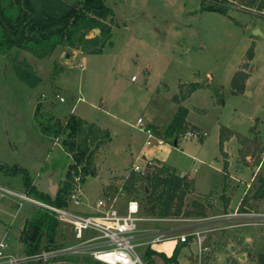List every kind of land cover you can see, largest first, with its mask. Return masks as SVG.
Returning a JSON list of instances; mask_svg holds the SVG:
<instances>
[{"label":"rangeland","instance_id":"374dc122","mask_svg":"<svg viewBox=\"0 0 264 264\" xmlns=\"http://www.w3.org/2000/svg\"><path fill=\"white\" fill-rule=\"evenodd\" d=\"M11 1L5 0L7 6ZM27 1L42 12L77 0ZM225 1L228 14L204 10L206 0H106L110 13L102 22L109 26V34L101 36L102 26L81 29L86 38H98L97 45L92 41L84 50L77 35L74 46L59 45L45 57L19 47L0 53V160L6 159L12 167L25 166L41 189H48L49 176L61 184L73 162L62 145L66 135H45L36 110L44 106L41 120L45 121L51 113L60 119L74 113L111 134L96 155V175L86 178L89 202L102 197V184L103 193H117L131 173L130 161L137 156L151 158L155 166L174 165L179 174L194 177L186 208L199 201L206 215L152 219L141 222V227L170 230L174 235L184 227L202 226L210 229V249L203 254V264H257V254L264 250V199L255 197L264 177V8L258 7L260 0L256 5L248 0ZM10 11L15 13L14 8ZM257 29L261 33L256 34ZM250 46L255 48V57L248 69V90L234 93L231 80L248 60ZM84 54L88 55L86 64H82ZM192 82L202 87L185 97ZM221 98L223 104L218 101ZM181 106L189 109V122L184 131L168 137L167 127ZM140 117L162 143L156 138L148 142V134L138 124ZM221 126L246 139L234 136L224 142L222 150ZM188 131L198 137L186 138ZM5 176L0 173V183L26 193L22 176ZM138 177L134 192L119 193L116 205L124 211L134 196L144 216L158 218L146 214L149 186L139 173ZM17 200L15 209L22 208L23 213L36 209L32 203ZM15 211L10 218L15 213L19 224L25 217ZM244 212L256 216L241 215ZM8 221L0 220V240ZM58 228L62 230L59 239L50 247L76 242L68 226L59 224ZM171 241L157 243L163 249L158 252L168 258L176 254L178 263L144 252L147 246L136 250L144 264H184L194 259L197 245L192 240L186 245L174 241L173 246ZM22 264L103 263L90 254H68Z\"/></svg>","mask_w":264,"mask_h":264},{"label":"trees","instance_id":"16d2710c","mask_svg":"<svg viewBox=\"0 0 264 264\" xmlns=\"http://www.w3.org/2000/svg\"><path fill=\"white\" fill-rule=\"evenodd\" d=\"M203 9L208 11L228 14L225 0H206ZM247 1V0H246ZM258 0H248L250 5H256ZM27 0H12L7 6L5 0H0V53L14 47L25 49L39 57L49 55L59 45L74 46L76 37L80 35L81 47L86 50L92 41L98 44V38H86L87 33H81V29H95L102 26L101 36L109 34L110 28L102 22L107 17L110 9L106 0H77L72 5L53 7L38 12L27 4ZM260 9L264 8V0L258 3ZM14 8L12 13L10 10ZM255 57V48L250 46L246 53L247 61L243 62L231 80L232 91L243 93L250 77L248 71L250 61ZM27 81L26 77H24ZM31 83H34L30 81ZM36 82V81H35ZM192 89L185 97L190 96L202 85L192 82ZM220 104L224 100L218 99ZM43 105H38L36 116L39 120L42 132L48 136L59 137L65 134L62 142L64 149L71 154L73 162L68 165L67 175L62 181L54 198L49 194L39 192L30 179L29 171L21 166L10 167L0 161V172L9 176H22L25 181L27 192L36 198L54 203L59 206L68 204V199L78 183H85L88 176L96 175V155L102 146L111 140V134L96 123L71 113L65 119L54 117L47 121L41 120L45 115ZM189 109L181 106L179 112L167 127V136L172 137L185 129ZM238 135L228 127H220V144L223 150L224 142ZM246 139V138H245ZM227 166V162L225 163ZM141 175V174H139ZM142 176V181L148 183L146 214L169 217L186 215L189 217L205 216L206 210L203 203L196 201L192 208H186V197L194 190V182L186 175H181L176 168L167 164L155 166L149 173ZM78 179V180H77ZM138 173L131 171L124 183V192L133 193L138 182ZM141 187V186H140ZM258 199H264V177L256 191ZM136 199V197L133 196ZM58 221L47 210L39 208L35 216L27 222L22 240L26 246V253L40 251V242L44 235L47 237L49 247L55 242V233ZM150 253H157L168 262L178 263L176 254L168 258L165 254L149 249ZM257 264H264V250L257 254Z\"/></svg>","mask_w":264,"mask_h":264},{"label":"built area","instance_id":"2783aa9c","mask_svg":"<svg viewBox=\"0 0 264 264\" xmlns=\"http://www.w3.org/2000/svg\"><path fill=\"white\" fill-rule=\"evenodd\" d=\"M135 79L136 76L133 77V80ZM59 99L61 102L66 101L64 97H59ZM138 124L140 125V129L148 134V142L156 138L159 143H162V140L155 136L151 128L144 126L142 117L138 119ZM185 137H198V134L193 131H188ZM154 167L155 165L151 158L138 157L132 162L131 171L145 175ZM123 192L124 183L117 193H106L98 200L95 213H83L76 209L83 204L81 183H78L73 189L68 199V204L65 206L56 205L36 198L28 192H18L0 184V197L19 198L22 202H29L38 208L47 210L59 222L70 225L74 230L76 238V242L67 247H48L38 252L27 253L25 255L10 253L8 251V242L2 240L0 241V264L47 261L51 257L68 254H90L95 260L103 264H144L136 248L138 246H151L168 240H174L176 243L184 245L190 243L192 240L197 245V251L194 259L188 260L184 264H203V254L210 249L207 245L210 229H202V226H198V228L197 226L184 227L179 229V232L174 235H171L172 231L165 229H143L141 227V222L143 221L152 219L167 221L172 220V218H150L144 216L141 206L135 198L129 199L126 208L122 211L116 204L119 199V193ZM233 215H238V213L236 212ZM241 215L254 216L255 213L244 212ZM183 220L192 221L191 218H183ZM193 221L201 220L195 219ZM86 232H90L92 235H86Z\"/></svg>","mask_w":264,"mask_h":264},{"label":"crops","instance_id":"0c3cea01","mask_svg":"<svg viewBox=\"0 0 264 264\" xmlns=\"http://www.w3.org/2000/svg\"><path fill=\"white\" fill-rule=\"evenodd\" d=\"M68 56H70L69 54H68ZM87 54H84L83 56H81L82 57V64H86V62H87ZM249 79H250V77H249ZM249 79H248V81H247V84H246V91L248 90V83H249ZM250 93V92H249ZM188 115H189V113H188ZM188 117V116H187ZM187 121H188V119H187ZM189 122V121H188ZM234 137V136H233ZM232 138V137H231ZM230 138V139H231ZM219 140H220V134H219ZM225 142H227V141H225ZM223 148H224V146H223ZM225 151H227L226 149H225ZM139 156H137L136 158H133V160H131L130 161V163H132V162H134L137 158H138ZM158 159V158H157ZM2 160L3 161H1V162H5L4 164H6V165H8L6 162V159H3L2 158ZM8 166H10V165H8ZM15 166H21V165H18V163L15 165ZM96 166H97V162H96ZM173 167H175L174 165H172ZM232 166V165H231ZM10 167H12V166H10ZM22 167H24V168H26L25 166H23L22 165ZM98 167V166H97ZM176 168V167H175ZM221 167L220 166H218V168L216 169V171L217 172H220L221 171V169H220ZM27 169V168H26ZM177 169V168H176ZM28 170V169H27ZM230 170H231V172H232V169L230 168ZM29 171V170H28ZM178 171V170H177ZM178 172H180V171H178ZM1 173V172H0ZM182 173H186V172H184V171H182ZM98 175V174H97ZM6 178H8L9 177V175H6L5 176ZM189 178L194 182V177L192 176V175H190L189 176ZM87 180H88V178H87ZM87 180H86V182H87ZM57 180H55L53 177H51V176H49V182H50V184H49V187H48V189H41V188H39L38 186H37V184H36V182L33 180V184H34V186H35V188L39 191V192H41V193H44V194H49V195H55L56 193H57V187L59 188V186L61 185V184H59V183H57L56 182ZM53 182H56L55 183V189L53 188ZM86 182L83 184V186H82V192H83V204L80 206V207H78V208H76L77 209V211H79V212H83V213H95L96 212V210H97V202H95V203H91V202H89L88 201V199L86 198V195H85V191H84V188H85V185H86ZM104 183V182H103ZM0 184H2V183H0ZM195 184V183H194ZM2 185H4V186H7V185H5V184H2ZM103 185L104 184H102V188H101V191H102V196L105 194V193H103ZM8 187V186H7ZM9 188H11V187H9ZM13 189V188H12ZM26 192H27V190H26ZM30 194V193H29ZM18 200H17V198H13V197H3V200H1L0 201V220L2 221L3 219H10V221H8V222H4L5 223V225H4V227H5V231H4V233H3V237H2V239L0 240V241H2V240H5V241H7L8 242V244H9V249H8V251L10 252V253H17V254H21V253H26L27 251H26V246H25V244H24V242H23V240H22V237H23V232H24V229H25V226H26V224H27V222H29L34 216H35V214L37 213V211H38V207L36 206V209L34 210V211H32V212H29V211H25V213H23L24 212V210H21L22 208H17V209H15V206L18 204ZM19 205H22L21 203L19 204ZM12 210H16L15 212H17V214H19V212H21L20 214L22 215V217L24 218L25 217V219H23V221H22V219H21V222H19V224H18V218H17V216H16V214L14 213V216L12 217V218H10V215H11V212H12ZM16 216V217H15ZM54 217V216H53ZM56 219V218H55ZM57 220V219H56ZM58 221V220H57ZM59 224H63V223H61V222H59L58 221V225ZM19 226V228H17L18 226ZM63 225H66V224H63ZM66 226H68L70 229H71V231H72V234H73V237H74V239L76 240V238H75V233H74V230H73V228L70 226V225H66ZM17 228V229H16ZM147 230H153V229H151V228H146ZM159 229H161V228H158V229H155V230H159ZM61 228H58V226H57V229H56V233H55V242L59 239V237H58V234H59V232L61 233ZM86 235H92V233L90 234V232H86ZM55 242H54V244H55ZM171 244H172V246H173V244L175 243V242H170ZM157 244V243H156ZM156 244H153V245H151V246H147L146 248H145V251L144 252H148L149 251V249H151V250H154V251H156V252H158V251H162L163 249H160V248H158L157 247V245ZM47 247V246H49V244H48V242H47V237H46V235H44L43 237H42V239H41V242H40V247H39V249L40 250H42L44 247ZM172 253V252H171ZM171 253H169V254H171ZM196 253V252H195ZM97 261V260H96Z\"/></svg>","mask_w":264,"mask_h":264},{"label":"water","instance_id":"95a60500","mask_svg":"<svg viewBox=\"0 0 264 264\" xmlns=\"http://www.w3.org/2000/svg\"><path fill=\"white\" fill-rule=\"evenodd\" d=\"M255 33H256V34H258V33H261V32H260V30H259V29H257V30L255 31Z\"/></svg>","mask_w":264,"mask_h":264},{"label":"bare ground","instance_id":"6f19581e","mask_svg":"<svg viewBox=\"0 0 264 264\" xmlns=\"http://www.w3.org/2000/svg\"><path fill=\"white\" fill-rule=\"evenodd\" d=\"M171 242H174V241H171Z\"/></svg>","mask_w":264,"mask_h":264}]
</instances>
